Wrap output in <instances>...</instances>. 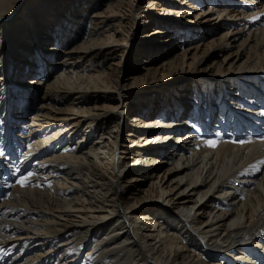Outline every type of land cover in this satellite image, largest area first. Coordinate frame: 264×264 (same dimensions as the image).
I'll return each instance as SVG.
<instances>
[{
  "label": "bare ground",
  "instance_id": "obj_1",
  "mask_svg": "<svg viewBox=\"0 0 264 264\" xmlns=\"http://www.w3.org/2000/svg\"><path fill=\"white\" fill-rule=\"evenodd\" d=\"M177 1H157L165 20L142 16L140 0H0L4 264H264V2L250 14L252 0ZM138 18L148 39L182 36L180 52L150 47L125 88L118 67L137 51ZM123 125L132 143L119 141Z\"/></svg>",
  "mask_w": 264,
  "mask_h": 264
},
{
  "label": "rangeland",
  "instance_id": "obj_2",
  "mask_svg": "<svg viewBox=\"0 0 264 264\" xmlns=\"http://www.w3.org/2000/svg\"><path fill=\"white\" fill-rule=\"evenodd\" d=\"M140 1H144V2H141L142 3V5H140V6H142V9H140V11H142V13H141V15L142 16H144L145 14H150V15H152V14H154V15H156V13H157V10H159L158 12V17L159 18H161V17H163L165 20L168 18L167 17V14H166V12H162L159 8L157 9V5H156V3H157V1L159 2V1H161V0H155L154 1V3H153V7H151L150 9H148V8H146L147 7V2H145V1H147V0H140ZM162 1H168V0H162ZM199 1V0H198ZM239 1V0H238ZM253 2H249V7H248V9H247V13H249L250 12V14L252 13V14H255L256 13V11H259V10H261L262 9V4H263V2L264 1H260V0H252ZM178 3H181V0H178L177 1ZM262 2V3H261ZM181 5H183L182 3H181ZM242 5L240 4V5H238V6H236L235 8H234V12L235 13H237V11L236 10H238V12H240V10H241V12L244 10V8L242 9V7H241ZM156 8V9H155ZM144 11V12H143ZM190 17H191V19H192V21H196V18H195V16H191L190 15ZM157 18V17H156ZM215 21L214 20H210L209 21V23H214ZM139 23V24H138ZM137 26H140L141 27V30L139 31V33H138V35L140 36V38H139V40H138V42H137V51L135 52V54H134V57L132 58V60H130L129 62H124V63H120V66L118 67V69L119 70H122V72H121V74H120V77H119V84H125L126 85V87L125 88H132V87H134V86H137L138 85V83H140V82H135V79H138V78H140L142 75H144L145 74V71L143 70L144 68H143V63H146L145 61H147V63H148V61H149V56H148V54H149V52L148 51H150V47H152V50L150 51V53L151 52H157V53H162V51L164 50H161V47H163V45L164 46H167V45H170L171 47H172V49H173V51H174V53H179L180 52V48H179V46H180V44H181V42H177L178 40H181V37L180 38H178V39H175V40H173V42H169V43H167L166 44V42L165 43H158V41L160 40V39H162V37H164L165 35H161V36H158V37H154V38H156V39H148V37H145V33H147V32H152V27L150 26V25H148V24H146L145 22H142V20H139V18L136 20V24H135V28L137 27ZM225 30H226V28L225 27H223V28H221V29H219L218 30V34H222L223 32H225ZM32 31H30V33L28 32V34L31 36L32 34ZM217 33H215V35L217 36L218 34ZM149 37H151V36H149ZM208 37H210V34H208L207 36H206V38L207 39H209ZM31 38H33V35L31 36ZM148 40H151V41H149L148 42ZM197 42H198V40H196V42H193V44L192 43H189V44H186V40L184 39L183 40V45L184 46H186V47H188V45H190L191 44V46H194L195 44H197ZM240 42V40H236V42H235V44H238ZM131 44L130 43H127L126 44V46H130ZM34 48V47H33ZM232 48H234V49H236V47H235V45H233V47ZM50 53H52V52H50ZM36 55H38V53H36ZM219 58V57H218ZM221 58V57H220ZM163 60V58H161L159 61L161 62ZM215 60H217V58H215V57H211L205 64H203V66H204V68L206 67V66H208L209 64H211L212 62H214ZM178 61V60H177ZM185 61H187V62H189L190 61V56H188L186 59H185ZM2 66V64H0V67ZM4 66L5 65H3L2 66V69L4 68ZM213 66H214V63L212 64V65H209L208 66V68H207V72H210L211 70L210 69H213ZM42 67H44L43 65H42ZM45 68V67H44ZM3 71H5V70H3ZM34 72H36V71H34ZM4 73L3 72H1V74H0V79H4L3 80V82H5V75H3ZM38 75H32V76H36V77H32V76H30V77H32L31 79H32V81H31V83L32 84H28V82L27 81H23L22 82V88H24V87H27L28 86V88H31V90H32V88H35V82L33 81L34 79L36 80L37 78H40L41 76L39 75V73H37ZM42 74H45V71L42 73ZM29 77V78H30ZM157 78H160V76L158 75L157 76ZM30 79V80H31ZM68 81L70 82V83H75V82H79L78 80H80L79 79V76H78V74L75 72V70L74 69H72V71L70 70L69 71V76H68ZM44 80V79H43ZM122 80V81H121ZM168 80V79H167ZM167 80H165V82H163V83H159V84H167L169 81H167ZM5 84H6V82H5ZM189 84H191V82L189 83ZM18 86H19V83H17L16 84V89L18 90V91H20L21 92V90L22 89H19L18 88ZM40 86H43L42 85V83H40ZM45 86V85H44ZM43 86V87H44ZM5 87V85L3 86V88ZM44 89H45V87L40 91V92H37V96L39 97V98H37L36 97V99L34 100V105H33V108H32V112L30 113V114H26V115H24V117H22V119H23V121H26L27 122V120L29 121V117L32 115V113L35 111V107H37L38 105H39V99H41V95H42V93H43V91H44ZM26 90H28V89H26ZM150 96H151V99H148V100H154V99H156V98H159L160 97V94H158V95H156V94H154V93H151V94H149ZM29 99V98H28ZM150 102V101H149ZM148 102V103H149ZM185 103H187V100L185 101ZM99 104H101V105H104V103H102V102H100ZM136 107H140L139 106V104H137L136 105ZM136 107H134L133 109H137ZM150 108H151V106H149V108L147 107L146 108V106H145V108L143 109V112H144V114L145 115H150ZM156 115V113H154V116ZM28 117V118H27ZM149 118V117H148ZM148 118H146V119H148ZM126 122H127V124H129L130 123V117H128V115H127V117H126ZM85 130V132L87 131L86 129H85V126H83L82 127V129H81V132H83ZM84 132V133H85ZM92 132V131H91ZM129 127H127L126 125H123V127H122V131L120 132V134H119V141L121 142V141H123L124 139H127L128 138V141L130 142V143H132V139H133V136H130L129 135ZM128 135V136H127ZM137 141H134V143H133V145H135V143H136ZM94 143V142H93ZM105 145V143L103 142V144H99V146L100 147H102L103 146V148H101V154H100V156L101 157H105L107 154H106V149H105V147H108L107 146V144H106V146H104ZM121 150V149H120ZM119 149L118 150H116L117 152H116V157H115V161H121L122 159L121 158H119L120 156H119V151H120ZM106 154V155H105ZM122 154V153H121ZM145 164L147 163V162H145V160H142ZM165 159H162L161 160V162H160V165H165ZM138 163H139V161L137 162V164L136 165H138ZM152 164H154V161H152L150 164H146V165H149V166H151ZM155 164H157L156 162H155ZM129 168H131V166L129 167ZM166 168V166H163V168H160V170H159V172H163V169H165ZM158 172V173H159ZM131 178V177H130ZM148 182L145 184H142V186H141V189H144V190H146L147 188H148ZM197 198H199V196H197ZM189 211H191V212H189ZM193 211H194V208L192 209V207H189L188 208V212L190 213V215H193Z\"/></svg>",
  "mask_w": 264,
  "mask_h": 264
},
{
  "label": "snow or ice",
  "instance_id": "obj_3",
  "mask_svg": "<svg viewBox=\"0 0 264 264\" xmlns=\"http://www.w3.org/2000/svg\"><path fill=\"white\" fill-rule=\"evenodd\" d=\"M261 140H264V136L260 137ZM233 143H239V144H245V143H250V140H238V141H232ZM207 146L215 148L217 145L216 140H207L205 141ZM260 163L264 164V160H261ZM32 175V173H29L27 176H22L19 180H17V183L23 187L28 183L29 177Z\"/></svg>",
  "mask_w": 264,
  "mask_h": 264
}]
</instances>
